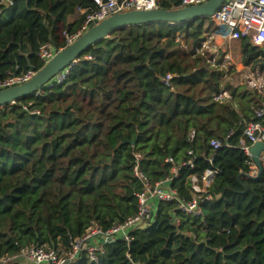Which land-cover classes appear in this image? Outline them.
<instances>
[{
	"label": "trees",
	"instance_id": "16d2710c",
	"mask_svg": "<svg viewBox=\"0 0 264 264\" xmlns=\"http://www.w3.org/2000/svg\"><path fill=\"white\" fill-rule=\"evenodd\" d=\"M95 9L93 0H14L0 14V81L39 70L40 47H65L63 33L84 23L78 12ZM216 30L211 18L115 29L60 83L0 107V258L31 246L67 249L92 224L107 230L134 216L139 155L150 184L171 177L175 200L157 202L129 242L116 237L97 262L81 253L68 264H264V167L254 173L239 145L264 92L232 86L223 54L203 50ZM239 42L242 64L262 72L264 45ZM223 90L230 99L215 102ZM207 169L211 200L186 214L179 205L194 195L190 176Z\"/></svg>",
	"mask_w": 264,
	"mask_h": 264
},
{
	"label": "built area",
	"instance_id": "2783aa9c",
	"mask_svg": "<svg viewBox=\"0 0 264 264\" xmlns=\"http://www.w3.org/2000/svg\"><path fill=\"white\" fill-rule=\"evenodd\" d=\"M14 0H0V14L3 9L11 6ZM160 0H93L96 4L94 11L80 10L81 14H85V20L81 30L74 36H68L63 33L65 46L71 44L81 33L89 27V24L100 22L105 18L130 10H143L158 8L157 3ZM209 0H179L181 7L191 5H201ZM217 30L214 33H206V39L211 38L214 41L212 55L227 44L247 39L255 47L264 45V0H224L219 9L211 17ZM206 41V40H205ZM205 41L202 48L205 47ZM56 48L51 43L42 45L38 52V58L45 64L56 53ZM76 60L73 62L75 63ZM72 63V64H73ZM71 64V65H72ZM70 66L65 68L61 73L54 77L48 85L52 83H60L68 73ZM31 71L25 74L10 75L0 81V89L8 88L17 84H21L32 77ZM171 78L167 75L163 82L168 84ZM230 99V93L223 90L213 96L215 102H222ZM257 121L246 123L243 129V137L239 142L240 148L249 156V148L256 142H264V125L261 120L264 117V104L255 111ZM210 145L213 148L219 146V142L212 140ZM191 154V152H189ZM140 156H136V164L133 167L134 176L141 182L142 189L135 194L137 199V213L128 217L121 224H117L107 230H102L98 225L92 224L81 237L74 238L70 241L67 249L59 251L55 249H47L43 246H31L21 249L18 255L6 256L0 258V264H14L18 258L24 259L29 264H68L76 261L81 253H85L91 262H97L104 253V245L108 239L114 240L120 236L124 241L129 242L130 233L148 222L155 210L157 202H169L175 200V192L170 189V178H165L155 184H150L146 177L138 169L137 161ZM250 157V156H249ZM172 162L170 158L165 160ZM190 164V162H188ZM191 167V165H190ZM255 165L253 167L255 173ZM257 170V169H256ZM178 168L173 167L171 174L173 177L177 175ZM215 171L207 169L202 175L190 176L191 187L194 192L193 197L186 203H181L179 208L186 214L195 216L199 214V204L203 201L211 200L206 193L207 188L212 182ZM110 243V242H108Z\"/></svg>",
	"mask_w": 264,
	"mask_h": 264
},
{
	"label": "water",
	"instance_id": "95a60500",
	"mask_svg": "<svg viewBox=\"0 0 264 264\" xmlns=\"http://www.w3.org/2000/svg\"><path fill=\"white\" fill-rule=\"evenodd\" d=\"M224 0H209L201 5H191L175 9H143L130 10L111 15L100 22L89 24L87 30L81 33L71 44L57 50L54 56L39 70L32 66L29 71L32 77L8 88L0 89V107L34 94L51 82L55 76L70 66L90 46L106 38L111 31L138 24L151 22L180 23L196 18H211ZM255 46V45H253ZM249 156L257 169V175L264 165V142H256L249 148ZM108 239L106 243L113 242Z\"/></svg>",
	"mask_w": 264,
	"mask_h": 264
},
{
	"label": "rangeland",
	"instance_id": "374dc122",
	"mask_svg": "<svg viewBox=\"0 0 264 264\" xmlns=\"http://www.w3.org/2000/svg\"><path fill=\"white\" fill-rule=\"evenodd\" d=\"M214 41L211 38L206 39L203 50L212 54ZM223 54L224 68L230 71L227 77L232 86L245 87L247 89L256 88L260 92H264V70L261 72L257 68L252 69L242 64L240 42L234 41L227 44L221 50H218L215 57Z\"/></svg>",
	"mask_w": 264,
	"mask_h": 264
},
{
	"label": "crops",
	"instance_id": "0c3cea01",
	"mask_svg": "<svg viewBox=\"0 0 264 264\" xmlns=\"http://www.w3.org/2000/svg\"><path fill=\"white\" fill-rule=\"evenodd\" d=\"M78 14H81L80 12H78ZM74 18H75V16H73V17H70V19H69V21H73L74 20ZM263 167H264V165H263ZM15 263L16 264H29L28 262H26L24 259H18V260H16L15 261Z\"/></svg>",
	"mask_w": 264,
	"mask_h": 264
}]
</instances>
